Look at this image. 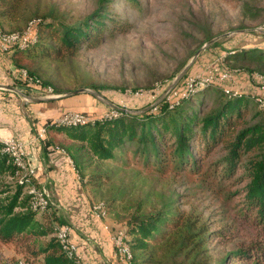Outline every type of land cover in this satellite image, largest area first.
<instances>
[{
	"label": "trees",
	"instance_id": "trees-1",
	"mask_svg": "<svg viewBox=\"0 0 264 264\" xmlns=\"http://www.w3.org/2000/svg\"><path fill=\"white\" fill-rule=\"evenodd\" d=\"M106 1L101 0L90 14L73 24L34 16L21 29H2L22 35L33 24L30 40L15 43L4 52L16 72L10 85L25 92L32 86L39 88L38 83H27L20 77L24 72L26 78L45 87L35 73L33 60H61L84 44L125 31L127 23L107 16ZM22 2L0 0V20L11 23L20 17ZM239 51L232 56L226 51L217 68L241 72L225 66L227 60L235 58L254 62L257 69L264 67V47ZM243 72L252 76L254 84L257 76L264 77L260 71ZM187 73L170 94L149 108L148 103L133 110L112 108L116 115L74 125L48 121L46 131L61 133L69 140L57 148L70 157L79 178L91 188L100 189L109 180L110 174L98 169L100 164L122 160L127 166V152L143 167L193 185L195 191L188 196H194V201H182L185 193L171 192L160 206L134 211L123 228L131 253L128 264H264V121L258 118L264 112L255 100L262 94L215 85L214 81L185 90ZM253 107L255 115H250ZM3 146L0 142V242L12 244L32 258L33 262L25 259V264L80 261L77 254L69 257L65 253L56 236L58 227L67 222L53 208L39 211L32 207L33 195L28 189L41 185L33 176L25 178L23 166L4 152ZM90 161L94 167L84 178ZM126 194L120 192V196ZM206 199L217 206L216 211L206 213L205 207H199ZM102 204L104 218L114 203ZM230 242L234 244L220 256L213 253L214 245Z\"/></svg>",
	"mask_w": 264,
	"mask_h": 264
},
{
	"label": "rangeland",
	"instance_id": "rangeland-1",
	"mask_svg": "<svg viewBox=\"0 0 264 264\" xmlns=\"http://www.w3.org/2000/svg\"><path fill=\"white\" fill-rule=\"evenodd\" d=\"M100 2L101 0H23L18 11L20 17L11 23L0 20V26L4 30L21 29L34 16L55 23L73 24L90 14ZM103 5L108 10V17L127 23L128 28L125 31L112 37L98 38L91 45L84 44L73 55H64L61 60H33L37 66L35 73L45 83V87H41V82H38L39 88L37 85L32 86L27 92L14 87L29 96L39 98L62 95L81 87L96 91L103 98L86 91L61 96L56 101L57 106L63 109L78 107L66 111L80 112L88 117L86 119L91 120L105 115H116L115 111L110 112L113 107L108 102L131 110L146 103L153 106L194 51L209 37L211 39L221 35L199 54L188 69L187 76H205L208 70L218 69L226 51L232 56L240 53L239 50L243 48L264 47V0H108ZM225 66L238 68L249 74L252 71L264 73L263 66L257 69L256 63L247 59H229ZM9 69L6 68V72L10 79L2 81L1 84H12L11 75L14 76L16 72H13L12 67ZM226 71L232 73L231 78L221 80L213 72L211 80H202L197 85L214 81L215 85L235 87L244 92L255 93L258 90L264 98L263 76H257L254 84L249 79L251 75L246 80L240 77V71ZM151 88L153 89L150 90ZM0 90L5 99L28 101L14 91ZM196 96L199 97L200 93ZM258 97L262 98H256ZM87 99L91 101L90 107L88 106L90 110H83L81 106L86 104ZM75 102H78L77 105H74ZM257 105L264 112V106L260 107L258 102ZM66 111L53 119L60 118ZM255 112L253 107L250 115H255ZM258 118L264 121V114H259ZM54 122L67 125L62 120ZM125 156L127 166L122 160L100 164L101 168L98 169L110 174L109 180L106 178L100 189L84 184L90 202L94 205L100 204L103 208V201L114 203V209L111 208V212L107 213L106 220L120 224L116 226L126 227L125 224L134 211L138 209L146 212L160 206L171 192L185 193L181 197L182 201H194V196H188L195 191L192 184L183 183L184 180L178 176L159 175L143 167L129 152ZM16 161L23 166L26 173V159L17 158ZM88 165L83 172L84 178L93 169V161ZM122 191L127 194L120 196ZM50 204L49 207L53 208L54 205L51 202ZM199 207H205L203 209L208 213L217 206L210 199H206L199 202ZM102 208L99 217L104 215ZM67 224L70 225L68 222ZM120 231L124 233V230ZM115 232L117 230L112 233ZM232 244L234 243L216 244L213 253L220 256ZM25 259L33 262L31 257H26L14 245L0 242V264H25Z\"/></svg>",
	"mask_w": 264,
	"mask_h": 264
},
{
	"label": "crops",
	"instance_id": "crops-1",
	"mask_svg": "<svg viewBox=\"0 0 264 264\" xmlns=\"http://www.w3.org/2000/svg\"><path fill=\"white\" fill-rule=\"evenodd\" d=\"M6 55L0 52V83L10 79L6 68L9 69L11 65ZM240 77L248 80L249 75L241 72ZM58 99L61 98L16 101L5 99L0 90V133L23 143L26 161L41 185L39 187L47 189L55 213L70 224V238L77 247L81 264H126L116 255L110 236L124 227L116 226L120 224L110 219L106 220V216L101 218L94 214L88 190L75 172L72 160L57 148L60 143L67 144L69 140L61 133L46 131V128L45 134L36 138L38 129L46 122L51 119L55 121L53 118L63 111L78 108L72 106L63 109L57 106ZM90 104V99H87L86 104L81 106L80 103V106L83 110H90ZM108 220L111 222L109 226Z\"/></svg>",
	"mask_w": 264,
	"mask_h": 264
},
{
	"label": "built area",
	"instance_id": "built-area-1",
	"mask_svg": "<svg viewBox=\"0 0 264 264\" xmlns=\"http://www.w3.org/2000/svg\"><path fill=\"white\" fill-rule=\"evenodd\" d=\"M32 26H33V24H32ZM32 26L28 30V32L23 34L22 36H2L0 33V52L1 53L6 52L9 49V47H11L15 43L23 44V43L27 42L28 40H30L31 39ZM213 72L217 73L221 80H226V79L231 78V74H232L226 70H218L215 68L214 71L208 70L207 75H205V76H199V75L187 76V78L185 79V82H184V89L185 90L192 89V87L194 85L200 84L202 80H211L210 77L214 74ZM20 77L22 79H24L25 81H27V83H38L33 79L26 78L23 73H20ZM174 94H175V92H174ZM262 100H264V98H262ZM113 111H114V109H112L110 112H113ZM72 118H88V117H85L83 114H81L80 112H77V111H66L65 113L62 114V116L60 118H57L54 120L72 119ZM45 128L46 127L44 124L38 129V132L36 133V138H41L45 134ZM0 137L1 138H11V150L18 152V160L26 159V155H25L24 150H23V143L17 141L16 139H14L11 136H2L1 133H0ZM30 176H33L32 168L30 167V165L27 162V171H26V177L25 178H29ZM26 191H27V188H26ZM45 191H46V198H48V204H50L51 200H50L49 193L46 189H45ZM31 199H33V198H31ZM36 204L38 205L39 210L43 211L45 205H40L39 200H36ZM92 211L96 215L97 210L92 209ZM62 230H63V241L66 244L65 253L77 254V247H76L75 243H73L71 241V238H70V225H68L67 223H62ZM119 231L120 230H117V233H112L110 236H111L112 244H118V248L122 249V255H125L124 247H119Z\"/></svg>",
	"mask_w": 264,
	"mask_h": 264
},
{
	"label": "bare ground",
	"instance_id": "bare-ground-1",
	"mask_svg": "<svg viewBox=\"0 0 264 264\" xmlns=\"http://www.w3.org/2000/svg\"><path fill=\"white\" fill-rule=\"evenodd\" d=\"M29 29L30 28H28V30ZM28 30L25 33H27ZM0 33L2 36H22L23 35V34L18 35L17 33H6L5 31L2 30L1 27H0ZM23 74H24V72H23ZM256 100L258 101V104L260 107H262V105L264 106V100H262V98L258 97V98H256ZM61 120H62V123H64V124L74 125V124H77V123H80V122L86 120V118H72V119H61ZM0 142H2L4 144L3 151L9 153L11 156H13L15 158V160H17L18 152L11 150V139L0 137ZM28 192L32 193V195H33L32 207L34 209H37V207H38V205L36 204V200H39L40 205H45L44 206L45 210H48L50 208L49 205H51V204H48V198H46V191L43 187L31 186V187H29ZM101 208H102V206L100 204L94 205V207H93L94 210H97L96 214L98 216H99V213L101 212L100 211ZM56 236L59 239V241L62 245V248L66 251V244L63 241L62 224L58 227L57 232H56ZM113 247H114V250H115L117 256H119L121 260L125 261L126 263H128L130 261L131 253H130V249H129V245H128V237L125 235V233H123V232L119 233V247H124L125 255H122V249L118 248V244H113ZM67 255L69 257H71L72 255H75V254L67 253ZM75 264H80V261L79 260L76 261Z\"/></svg>",
	"mask_w": 264,
	"mask_h": 264
},
{
	"label": "water",
	"instance_id": "water-1",
	"mask_svg": "<svg viewBox=\"0 0 264 264\" xmlns=\"http://www.w3.org/2000/svg\"><path fill=\"white\" fill-rule=\"evenodd\" d=\"M221 35L211 38L209 40H207L204 44H202L200 47H198L197 50L194 51V53L191 55V57L189 58V60L184 64V66L181 68V70L179 71V73L173 78V80L171 81V83L167 86V88L164 90V92L160 95V97L153 103V105H155L159 100H161L162 98L166 97L171 90L175 87V85L179 82V80L187 73L188 69L190 68V66L192 65V63L196 60V58L199 56V54L210 44H212L215 40H217ZM0 89H8L11 91H14L18 94H20L24 99L28 100V101H40V100H49V99H54V98H59L61 96H70V95H74L77 94L79 92H92L95 95H98L99 97L103 98V96L96 92V91H91L88 88H78V89H74L71 91H68L62 95H56V96H51V97H46V98H39V97H33V96H29L25 93H23L21 90L17 89L14 86L11 85H7V84H1L0 83ZM109 105H111L113 108H119V109H124L122 107H119L111 102H108ZM150 107V106H148ZM126 110V109H125Z\"/></svg>",
	"mask_w": 264,
	"mask_h": 264
}]
</instances>
